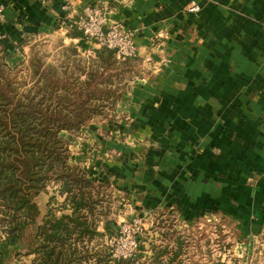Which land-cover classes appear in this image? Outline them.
<instances>
[{
	"label": "crops",
	"instance_id": "0c3cea01",
	"mask_svg": "<svg viewBox=\"0 0 264 264\" xmlns=\"http://www.w3.org/2000/svg\"><path fill=\"white\" fill-rule=\"evenodd\" d=\"M65 1L0 0V45L61 31L94 52L58 28ZM190 1L67 0L71 15L104 4L138 47L115 113L70 133L68 162L88 170L103 204L113 199L114 217L98 231L142 219L137 264H248L264 226V0H194L196 12ZM52 195L64 198L57 185L35 196L38 223ZM4 239L0 264L32 263L23 244Z\"/></svg>",
	"mask_w": 264,
	"mask_h": 264
},
{
	"label": "trees",
	"instance_id": "16d2710c",
	"mask_svg": "<svg viewBox=\"0 0 264 264\" xmlns=\"http://www.w3.org/2000/svg\"><path fill=\"white\" fill-rule=\"evenodd\" d=\"M66 32L81 35L74 27ZM94 55L105 62L115 60L113 50L105 47L97 46ZM47 79L38 75L43 83L36 80L25 90L13 91L0 84V231L4 240L22 243L35 255L31 264H137L134 258H112L101 241L116 232L117 224L107 220L104 231L97 230L106 213L104 197L97 196L101 187L93 184L86 168L68 162V141L60 134L92 119L87 109L92 95L77 104L74 114L73 105L66 103L72 101L73 93L67 87L50 86ZM49 183L57 185L64 198L57 202L52 195L38 223L34 198ZM91 241L96 242L91 245ZM152 264L167 263L155 257Z\"/></svg>",
	"mask_w": 264,
	"mask_h": 264
},
{
	"label": "rangeland",
	"instance_id": "374dc122",
	"mask_svg": "<svg viewBox=\"0 0 264 264\" xmlns=\"http://www.w3.org/2000/svg\"><path fill=\"white\" fill-rule=\"evenodd\" d=\"M114 58L115 60L105 62L97 59L94 52L83 53L77 50L76 44L67 40L61 31L27 38L12 49H5L0 45V84L9 85V90L13 91L25 90L34 86L38 75H42L48 78L50 86L67 87L73 93L72 101L66 103L73 105L74 114L78 112L77 104L92 95L87 106L93 113L92 119L107 118L113 116L117 101L135 76V63L115 55ZM38 81L39 84L43 83V80ZM49 101L53 103L54 100ZM81 117L84 119L86 113L82 112ZM85 126L86 124L81 128ZM81 128L61 131V136L68 141L67 148L70 144V133L76 134ZM53 186L56 185L49 183L46 188L53 190ZM99 192L101 194L97 196L103 198L104 191L100 189ZM107 201L108 203L104 204L106 213H103V216L112 219L115 214L113 199ZM133 218H126L125 221H131ZM3 235L0 231V238ZM248 264H264V226L251 244Z\"/></svg>",
	"mask_w": 264,
	"mask_h": 264
},
{
	"label": "built area",
	"instance_id": "2783aa9c",
	"mask_svg": "<svg viewBox=\"0 0 264 264\" xmlns=\"http://www.w3.org/2000/svg\"><path fill=\"white\" fill-rule=\"evenodd\" d=\"M62 9L65 14L58 20L60 30L66 32L70 27H74L81 33L82 38L93 42L98 47L113 50L114 55L118 58L137 56L135 30L120 22H109L108 9L104 4H89L82 12L71 15L70 5L66 0ZM186 10L196 12L199 10V6L194 0H191ZM0 20H3L1 10ZM144 230L143 221L139 216L134 217L131 221L123 220L117 224L116 232L104 241L110 250L111 257L139 260Z\"/></svg>",
	"mask_w": 264,
	"mask_h": 264
}]
</instances>
